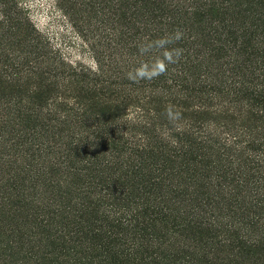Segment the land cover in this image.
Here are the masks:
<instances>
[{"label": "trees", "instance_id": "1", "mask_svg": "<svg viewBox=\"0 0 264 264\" xmlns=\"http://www.w3.org/2000/svg\"><path fill=\"white\" fill-rule=\"evenodd\" d=\"M52 1L93 64L0 0V264H264V0Z\"/></svg>", "mask_w": 264, "mask_h": 264}, {"label": "clouds", "instance_id": "2", "mask_svg": "<svg viewBox=\"0 0 264 264\" xmlns=\"http://www.w3.org/2000/svg\"><path fill=\"white\" fill-rule=\"evenodd\" d=\"M0 19H3L0 16ZM183 38V32L179 29L171 34H166L155 40L146 39L137 45L141 56H148L149 59L142 60L138 66L126 73V78L133 82L153 81L166 74L169 65L178 63L184 50L180 47H170ZM165 115L169 120H179L181 113L173 105H167Z\"/></svg>", "mask_w": 264, "mask_h": 264}, {"label": "rangeland", "instance_id": "3", "mask_svg": "<svg viewBox=\"0 0 264 264\" xmlns=\"http://www.w3.org/2000/svg\"><path fill=\"white\" fill-rule=\"evenodd\" d=\"M30 8L34 21L39 28L45 30L55 38L63 51L74 60L93 64L89 51L82 47V43L74 33L70 24L57 11L52 0H25Z\"/></svg>", "mask_w": 264, "mask_h": 264}]
</instances>
